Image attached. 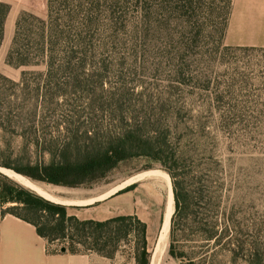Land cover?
<instances>
[{"label":"trees","instance_id":"16d2710c","mask_svg":"<svg viewBox=\"0 0 264 264\" xmlns=\"http://www.w3.org/2000/svg\"><path fill=\"white\" fill-rule=\"evenodd\" d=\"M127 2L47 0L45 18L27 11L19 14L7 63L17 67L43 65L46 71L39 74L30 92L26 90L32 83L29 76L34 73L24 72L17 83L0 74V128L13 136L20 135L31 156L21 166L9 162H0V166L35 182L76 188L105 179L121 163L148 158L159 163L172 182L174 212L168 247L172 258L196 264L226 252L232 256L233 264H237V257L244 264H264V245L260 248L248 238L233 239L229 227L219 232L221 202L217 194L211 207L216 216L207 218L202 212L209 208L202 193L188 184L187 151L177 147L176 128L169 117L163 116L164 111L173 109L172 102L160 98L134 103L126 98L122 88L106 89L104 80L96 81L93 59L100 51H113L123 44L116 35L128 28ZM224 2L226 18L217 46L223 44L232 7L231 0ZM154 6L146 4L140 15H150ZM201 7L195 0H165L168 11H180L189 18L199 15ZM9 12L10 5L0 0V46ZM105 12L108 20L102 24ZM159 30L160 25L149 20L138 24L135 32L150 35ZM104 34L108 41L96 39ZM144 42L148 46L146 51L160 45ZM205 44L191 39L168 41L167 52L171 56H186ZM91 87L94 88L90 91ZM10 179L5 175L0 178V208L8 203L15 205L3 210L2 216L12 214L31 223L50 245L68 242V247L60 249L65 247L73 254L97 253L113 258L120 242L133 235L136 264H150L146 224L136 216L82 221L70 216L67 206ZM133 188L134 185L126 191ZM251 228L247 230L249 237ZM187 229L203 241L198 251L189 254L176 246L190 237Z\"/></svg>","mask_w":264,"mask_h":264},{"label":"rangeland","instance_id":"374dc122","mask_svg":"<svg viewBox=\"0 0 264 264\" xmlns=\"http://www.w3.org/2000/svg\"><path fill=\"white\" fill-rule=\"evenodd\" d=\"M126 1L128 14L125 20L128 28L116 35L123 44L113 51H100L93 59L98 74L96 81L104 80L106 89L122 88L126 98L134 103L157 101L160 98L172 102L173 109H170V112L164 111L163 116L165 119L169 117L176 128L174 137L177 147L187 151L185 169L190 176L188 184L202 193L209 208L202 212L209 216L207 218L216 216L211 207L217 194L221 202V211L219 217L217 216L221 226L219 232L229 227L230 237L233 239L236 237L253 239L257 246L262 248L264 48L230 47L224 40L221 46H217V42L222 38L223 22L226 18L224 0H195L202 7L199 15L192 18L182 16L180 11H168L165 8V0ZM146 4L155 6L150 15L143 13L141 16L140 9ZM46 6L30 13L45 18ZM21 12L10 10L6 19L5 35L0 46V74L17 83L24 72L34 73L29 76L32 83L26 90L30 92L35 88L39 74L45 73V66L17 67L7 63L15 23ZM105 14L102 24H106L108 20L106 19L108 14L106 12ZM149 20L160 25L158 32L150 35L135 32L138 24ZM194 23L198 24L193 25ZM106 37L104 34L97 36L96 39L104 42L109 40ZM190 39L206 44L196 47L193 53L186 56L168 54V41ZM144 41L160 45L156 44L155 49L146 51L148 46L144 45ZM93 88L91 87L90 91ZM27 149L29 147L20 135L13 136L0 128V162L21 166L31 157ZM151 178H159L166 186L167 207L164 223L166 230L161 232V236L166 233V237L159 243L164 247L167 242L169 243L171 218L168 216L167 219V214L172 207L173 215L174 197L171 198V194L169 195V189L172 190L170 176L157 162L148 158L132 159L121 163L105 179L73 189L30 179L32 185H28L9 176L11 181L15 180L13 182L23 187L32 188L46 198L49 196L48 192L51 195L53 193L65 195V192L81 190L99 192L107 188L124 186L130 181ZM14 205L8 203L0 208V218L3 210ZM193 226L196 225L193 223ZM248 227H252L249 230L251 237L247 234ZM192 232L191 229H187L186 233L190 234L188 240L176 245L180 251L189 254L198 251L203 245V241L192 235ZM135 242L133 235L120 242L116 254L119 253L122 258L117 259V263L134 264ZM52 245L57 249L69 246L68 242L60 241ZM176 260L179 264L188 262L186 259ZM235 262L244 264L241 257H237ZM233 263L232 256L226 252L206 261L196 262V264Z\"/></svg>","mask_w":264,"mask_h":264},{"label":"crops","instance_id":"0c3cea01","mask_svg":"<svg viewBox=\"0 0 264 264\" xmlns=\"http://www.w3.org/2000/svg\"><path fill=\"white\" fill-rule=\"evenodd\" d=\"M2 1L10 5V10L18 12H35L47 3V0ZM231 2L224 43L230 47L264 48V0ZM2 175L5 174L0 170V178ZM132 185L134 188L126 191ZM165 187L159 178H151L134 180L124 186L99 192L81 190L65 192V195H51L47 192L52 196L51 201L67 206L68 214L82 221L103 222L118 217L136 216L146 224L150 264H179L168 254V242L164 247L159 245L167 207ZM168 216L169 211L167 219ZM163 236L164 233L161 240L164 239ZM61 249L50 245L31 223L12 214L0 218V264H119L117 259L122 258L119 253L114 258H108L97 253L73 254L67 248L64 252Z\"/></svg>","mask_w":264,"mask_h":264},{"label":"bare ground","instance_id":"6f19581e","mask_svg":"<svg viewBox=\"0 0 264 264\" xmlns=\"http://www.w3.org/2000/svg\"><path fill=\"white\" fill-rule=\"evenodd\" d=\"M0 170H1V172H3V174H5L6 176L7 175H9V176H12V177H15V178H17V179H19V180H21V181H23L24 183H26V184H28V185H32V183L30 182V180L28 179V178H25V177H23V176H21L20 174H17L15 171H13V170H11V169H7V168H2V167H0ZM29 180V181H28ZM130 182H132V181H130ZM129 182V183H130ZM172 183V182H171ZM31 190H33L32 188H30ZM33 191H35V190H33ZM36 192V191H35ZM36 193H38V192H36ZM39 194V193H38ZM171 194V198H172V196H173V189L171 190V189H169V195ZM39 195H41V194H39ZM41 196H43V197H45L46 198V196H44V195H41ZM50 196H48L47 197V199H50V200H53L52 199V197H50ZM174 197V196H173ZM172 216V207H170V209H169V219L171 218V216ZM164 228H165V225L163 226V229L162 230H164ZM168 228H169V226H168ZM165 230H166V228H165ZM166 234V233H165ZM164 234V236H163V238H165L166 237V235ZM160 240H161V236H160ZM160 240H159V243H160ZM158 247H159V245H158ZM158 251V248H157V250H156V252ZM154 264V263H153Z\"/></svg>","mask_w":264,"mask_h":264},{"label":"water","instance_id":"95a60500","mask_svg":"<svg viewBox=\"0 0 264 264\" xmlns=\"http://www.w3.org/2000/svg\"><path fill=\"white\" fill-rule=\"evenodd\" d=\"M18 174V173H17ZM21 175V174H20ZM21 176H23V175H21ZM24 177V176H23ZM26 178V177H25ZM63 252L64 251H66V248L65 247H63L62 249H61Z\"/></svg>","mask_w":264,"mask_h":264}]
</instances>
